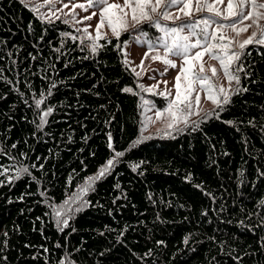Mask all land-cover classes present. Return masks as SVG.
Masks as SVG:
<instances>
[{"label":"trees","instance_id":"1","mask_svg":"<svg viewBox=\"0 0 264 264\" xmlns=\"http://www.w3.org/2000/svg\"><path fill=\"white\" fill-rule=\"evenodd\" d=\"M138 34L160 33L143 21L93 53L0 0V264H264V45L238 50L228 104L145 134L122 52Z\"/></svg>","mask_w":264,"mask_h":264},{"label":"rangeland","instance_id":"2","mask_svg":"<svg viewBox=\"0 0 264 264\" xmlns=\"http://www.w3.org/2000/svg\"><path fill=\"white\" fill-rule=\"evenodd\" d=\"M21 1L24 2L27 6H29L32 10H34V12L41 18L51 20L55 18L63 19L71 28H73L74 34L79 39L84 41L86 47L90 52H93L92 47L94 44L96 45V47L98 46L100 38L105 36H116L113 34L111 27H109L107 20H105L98 30L99 38L97 39V25L101 22V10L104 7V5H101L99 3L94 2L92 6H89L88 0H50V2L47 3L46 0ZM154 2L155 0H153V3ZM257 2L264 3V0H257ZM107 3L123 5L124 0H107ZM207 3H216V0H207ZM227 3L228 0H223L222 3L216 4V7L219 8L224 15H227V12L225 11V9L227 8ZM79 4H83L85 7H73V5ZM234 4H239V0H234ZM181 8H183V4H180L178 7L173 6L167 8L166 10L173 17L169 20H163L160 16V14L165 11L163 6L161 8H158L156 13L150 14L153 16V18H155V20H159V23L161 25L167 26L169 28L177 27L187 23H192L199 19L209 18L217 22L209 25L208 31L211 33L218 27L219 24H224L225 27L219 32H217V37L223 35L227 39H217L213 42L218 44L229 45L226 53L221 52L220 49H214V52L220 55H225V57H227V55H231L234 52L238 53V50L240 49L239 45L243 43V41L247 40L249 37H252L253 33L256 34V36L253 37V40L255 41L256 39H259V25H264V19H258L256 16H253L248 20H243L242 23L236 22L237 28H243L245 25H250V27H248L246 31H240L239 33H237L236 31H233L230 27L231 23L235 21V18L224 20L223 16L217 17L213 13L208 12L207 10L196 12L194 10L195 0H193L192 2L191 16H185L181 11ZM250 10V6H245V15ZM110 11L116 12L117 10L112 9ZM125 11L127 12L126 19L128 27L121 32L129 30L135 25H137L132 20L131 9H125ZM257 11L264 13V9H258ZM137 15H139V13H137ZM87 16H91V19H84ZM177 17H179V19H177ZM253 20H257V23H253ZM157 29L160 33L158 37L155 36L149 39L143 34H138L135 39L124 42L122 47L123 59L124 61H128L126 64L136 75L137 73H140L139 91L142 103V110L140 115L142 131L145 132V134L153 132L155 130L166 129L168 128L167 125L172 122L173 118L169 115L168 112L164 110L168 107L169 101L174 100L176 98V77L178 74H180L181 67H188V64L185 63V58L180 55L169 54L167 57L169 60L175 63L176 67L168 66L161 59H153L154 56L159 55L163 57L165 55L162 41L167 40L168 43H171V38H165L164 33L159 28ZM196 31L199 33L200 29L198 28L196 29ZM182 34L187 35V30L185 29ZM197 38L199 37H190L189 42L194 43ZM150 45L153 46L151 50ZM197 51L203 52V48L197 47L191 49L188 53L189 61L192 64V72L200 73V66L201 64H203L204 72L200 73V75H206L209 77V82L213 86L212 92L218 94L219 89L223 88L229 93L234 80L230 81L227 78L223 68L220 65L219 60L213 59L212 56H210L208 53H204L199 61L193 60L192 57ZM146 53L147 56L145 55ZM231 65L232 63L229 65V72L233 74V72L231 71ZM211 68L216 69L215 75L212 74ZM165 69H167V71H165ZM189 80L191 81L192 87V93L189 96V100L192 106L190 109H188L184 105H181L182 110L177 112L178 118L173 124V127H177L184 124L185 119L187 121L195 119L202 112H205L207 109L215 105L213 104L212 100L208 98L209 92L206 90V84L202 85L199 79H195L191 75H189ZM180 84L181 94L184 95L188 82L185 81L183 75H181ZM141 85L143 86V88L140 87ZM153 86L155 87L153 88ZM148 88H153V91L149 92L143 90ZM161 92H166L168 93V95L161 96L159 95V93ZM151 94L159 95L165 98V106L159 107L152 103V101L147 97V95ZM197 95L199 96L198 103L196 101ZM220 98L222 99L223 97L220 96ZM157 111L162 113L159 118L156 116Z\"/></svg>","mask_w":264,"mask_h":264},{"label":"snow or ice","instance_id":"3","mask_svg":"<svg viewBox=\"0 0 264 264\" xmlns=\"http://www.w3.org/2000/svg\"><path fill=\"white\" fill-rule=\"evenodd\" d=\"M50 2V0H46V3ZM99 3L101 5H104V7L101 10V22L97 25V39L99 38V28L102 26L105 20H107V23L109 27H111L112 32L114 35L119 36L120 32L125 30L128 27L127 24V12L125 9H131L132 12V20L135 22V24H139L143 21H149L154 24L155 27L159 28L163 33L165 38H171V43H168L167 40L162 41L164 53L165 55L163 57L157 55L154 56L153 59H161L165 64H167L170 67H176L175 63L173 61L169 60L167 57L169 54L174 55H180L185 58V63L188 64V67H181L180 74L176 77V98L174 100L169 101L168 107L164 110L169 113V115L173 118L172 122H170L167 127L172 128L173 124L177 120V112L181 111V105H184L186 108H191V102L189 100V96L192 93V87H191V81L189 80V75H191L195 79H199L202 83V85H207V91L209 92L208 98L212 100L213 104L220 106L222 104H228L230 102V94L223 88L219 89V93H213L212 88L213 86L209 82V77L206 75L201 76L200 73L204 72V66L201 64L200 66V73H193L192 72V64L189 61L188 53L191 49L202 47L203 52L197 51L195 55L192 57L193 60L199 61L204 53H208L210 56H212L213 59H217L220 62L221 67L223 68L225 75L227 78L231 80H236L237 83H239V76L233 75L229 72V65L233 63L234 61L238 60L240 58L241 53H232L231 55H220L216 52H214V49H220L221 52L227 51V48L229 47L228 44H218L214 43L213 41L219 40H225L227 39L225 36L220 35L217 37V32H219L221 29L225 27L224 24H219L218 27L213 30L211 33L208 31L209 25L212 23H217L215 20L204 18L196 20L192 23H187L184 25H180L177 27H167L163 26L159 23V20H153V16L150 13H156L158 8H163L165 11H163L160 16L163 20H169L173 17L170 15V13L166 10L167 8L173 7V6H179L180 4H183V8H181V11L185 16H191L192 14V2L193 0H155L153 3V0H124L123 5L119 4H108L107 0H88V5L92 6L93 3ZM223 0H216V3H207V0H195V8L194 10L196 12H201L204 10H207L210 13H213L215 16H223L224 20H229L230 18H235V21H233L230 25L233 31H236L239 33L240 31H246L250 25H245L243 28H237L236 22H243V20H248L252 18L253 16H256L258 19H264V13H261L257 11L258 9H264V3H258L257 0H239V4H234V0H228L227 8L225 11L227 12V15H224L219 8L216 7V4L222 3ZM67 6V5H65ZM245 6H250L251 10L247 12L245 15ZM73 7H81L84 8L85 6L83 4L79 5H73ZM112 9H116V12L110 11ZM187 9V10H186ZM122 13V14H121ZM139 13V15H137ZM95 14V13H94ZM84 19H91V16H87ZM179 19V17H177ZM253 23H257V20H253ZM202 26V27H201ZM260 27V38L253 40V37L256 36L255 33H253L252 37H249L247 40L243 41L239 45L240 49L243 50L246 45L250 43H258V44H264V25H259ZM200 29L199 33L196 31V29ZM187 30V35H183L182 33L184 30ZM86 31V29H85ZM197 36L194 43L189 42V38ZM153 46L150 45V50ZM93 53L97 51V47L94 44L92 47ZM147 56V53L145 54ZM128 61L125 60V63ZM167 71V69H165ZM212 74H216V69L211 68ZM139 76L140 73H137ZM181 75L184 76L185 81L188 82L185 94H181V84L180 79ZM166 83V82H165ZM143 88V86H140ZM155 86H153L154 88ZM153 88L143 89L145 91H153ZM125 91H132L130 88L125 89ZM234 91H239V89H235ZM161 96H167L168 93L161 92L159 93ZM220 96L223 98L220 99ZM197 103L199 102V96H196ZM41 101H37V105L40 104ZM146 103V102H144ZM175 110V111H174ZM52 111L51 108H49L48 112L44 113V116L46 117L49 115V113ZM162 115L161 112L157 111L156 116L159 118ZM43 120V117L41 118ZM185 124H187V120H184ZM140 141L137 140L136 143H139ZM111 147V144L109 145ZM15 147V145H13ZM124 155L122 152H116L115 157L110 158L106 161L105 165L101 166V168L98 170L97 174L91 177L87 178L85 187H82L80 189V194L82 195L88 188L91 187L92 183L94 181L100 180L103 176H105L109 170L113 167L114 161L116 157H120ZM137 167V166H134ZM21 172H27L26 168L18 169L17 170V178H19V174ZM75 199H79V195H75L72 198H70L69 201H65V204H68L72 202ZM57 216H59V212H57ZM59 223V221H58ZM63 223L67 225V220H64Z\"/></svg>","mask_w":264,"mask_h":264}]
</instances>
